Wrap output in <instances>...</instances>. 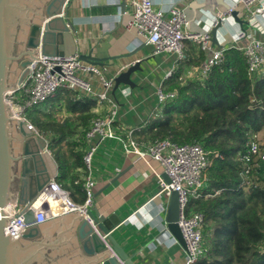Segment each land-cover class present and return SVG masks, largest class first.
I'll return each instance as SVG.
<instances>
[{"label":"crops","instance_id":"1","mask_svg":"<svg viewBox=\"0 0 264 264\" xmlns=\"http://www.w3.org/2000/svg\"><path fill=\"white\" fill-rule=\"evenodd\" d=\"M194 1L197 2L151 0L155 9L168 11L174 6L183 9L188 21V31H212L215 18L213 11L218 12L221 8L195 10L192 8ZM224 1L233 5L237 0ZM69 5L68 18L76 30V40L82 53L91 52L93 57L99 58H115L107 63V67H98L106 79L115 78L124 69L140 61L142 71L132 75L136 88L121 86L114 91L112 87L108 94L117 104V133L127 136L133 130L136 141L142 145L150 144L151 142L144 143L149 140L143 132L148 131L159 117L158 113L161 111L157 92L166 82V75L179 71L181 79L186 83L191 78L190 74L195 73L205 61L208 53L200 50L197 43L187 40L184 46L185 58L182 60L174 53L154 54L152 45L137 37L134 29H127L132 19L129 0H71ZM240 16L246 20L244 13L241 12ZM250 35L264 40V13L251 20L245 30L232 17H227L223 27L217 32L219 46H214L230 48L236 43L246 44ZM187 75L190 78L187 79ZM82 77L90 82L93 92L104 90L99 76L82 74ZM47 107L46 111L51 109L53 117L61 123L66 120L72 122L73 128H76L75 140H79V135L89 126L92 118L108 113L106 105L100 104L95 96L82 90L61 89ZM73 108L75 113L71 111ZM83 111L91 116L87 125L78 119ZM44 138L49 142L48 138ZM90 143L85 141L76 151L83 152L84 155ZM52 156L56 161L53 153ZM68 163L66 170L59 168L58 177L53 181L67 190L73 201L82 204L85 194L78 193L77 183H83L86 176L83 158V167L74 158H69ZM150 165L163 177L164 170L160 163L151 160ZM91 175L96 183L93 209L104 217L115 214L120 219V225L112 234L133 258L134 264H186V249L168 231L165 221L170 195H157L159 182L150 167L136 155L125 154L120 142L106 140L100 143L93 158Z\"/></svg>","mask_w":264,"mask_h":264},{"label":"built area","instance_id":"2","mask_svg":"<svg viewBox=\"0 0 264 264\" xmlns=\"http://www.w3.org/2000/svg\"><path fill=\"white\" fill-rule=\"evenodd\" d=\"M132 6V19L127 25L128 30H135L137 37L145 39L152 45L154 54L174 53L179 60L185 58L184 46L187 40L197 43L200 50L208 53L201 66L190 74L193 81L204 82L212 69L224 62L227 48H215L212 44L211 31L206 33L190 32L186 29L188 21L183 9L174 6L170 10L155 9L151 0H129ZM244 13L247 21L255 20V17L264 13V0H237L229 10H219L213 20V27L218 19L224 21L234 11ZM251 19V20H250ZM239 50L246 62L248 75L253 78L264 74V40L254 36L249 37L246 44L236 43L232 46ZM96 75L101 79L104 90L93 92L91 84L82 77ZM173 73L166 75L169 79ZM114 85L113 79H106L98 67L82 62L78 54L70 57L42 56L32 61L28 66V74L21 84L7 91V101L18 121H24L32 129L29 115L38 106L44 105L54 99L61 89L82 90L92 94L100 104L108 107L107 114L97 115L84 129L78 139L84 143L91 142L83 155V164L86 171L82 189L85 200L82 204L73 201L70 193L59 183L53 181L46 192L40 195L37 202L31 206L10 204L3 211L11 219L10 224L4 227V234L9 233L14 237H21L27 228L24 213L32 209L35 213V224L47 221L59 215L75 210L89 219L88 211L94 206L95 180L92 178V161L98 151L100 143L106 140H116L123 146L125 154L136 155L147 167H150L159 182L157 195H171L173 191L179 193L180 218L179 228L186 241V264H196L206 254L204 240V220L202 213L189 208L190 198L198 199L208 185V168L212 164V156L198 143L176 144L169 139H163L155 143L142 145L134 138V131L130 130L127 136H122L116 131L117 104L109 96L108 92ZM160 111L169 102L178 97V91L165 92L163 86L157 92ZM39 134V133H38ZM248 142L246 152L238 155L237 160L244 168L242 178L249 187L253 184L251 176L253 169L264 162V150L262 148V133H247ZM151 160L160 163L170 183H166L161 174L157 173L150 165ZM156 195V196H157Z\"/></svg>","mask_w":264,"mask_h":264},{"label":"water","instance_id":"3","mask_svg":"<svg viewBox=\"0 0 264 264\" xmlns=\"http://www.w3.org/2000/svg\"><path fill=\"white\" fill-rule=\"evenodd\" d=\"M70 1L0 0V264H134L112 234L120 219L115 214L104 217L93 208L88 217L94 225L79 210L35 224V213L29 209L24 213L29 226L25 233L18 238L4 234L11 219L3 209L10 204H35L58 177L60 168L47 139L13 115L5 101L7 91L22 83L28 66L39 54L59 57L78 54L82 62L102 69L115 60L82 53L76 30L68 18ZM194 3L195 10L218 7L226 11L231 6L224 0ZM213 13L216 17L217 12ZM230 17L242 30L249 25L238 10ZM223 23L218 19L211 31L213 45L219 46L217 32ZM140 64L138 61L130 65L113 78L114 91L121 86L136 88L132 75L142 71ZM163 178L170 183L166 174ZM179 218V193L173 191L165 221L168 231L187 250Z\"/></svg>","mask_w":264,"mask_h":264},{"label":"trees","instance_id":"4","mask_svg":"<svg viewBox=\"0 0 264 264\" xmlns=\"http://www.w3.org/2000/svg\"><path fill=\"white\" fill-rule=\"evenodd\" d=\"M181 75L176 71L163 84L166 92L177 90L178 97L165 105L143 134L149 140L144 143L163 139L180 145L198 142L213 158L207 188L188 203L205 217L206 254L196 264H264V162L253 169L249 187L237 160L246 152L247 133H262L264 141V74L251 78L242 53L230 47L224 62L204 82L184 83ZM71 111L75 113L74 108ZM84 112L78 119L87 125L91 116ZM29 118L48 138L61 170L68 168L69 158L83 167V152L76 151L83 143L74 139L76 128L71 121L61 123L52 111L42 109L32 111ZM77 184L78 193L84 195L82 183Z\"/></svg>","mask_w":264,"mask_h":264},{"label":"rangeland","instance_id":"5","mask_svg":"<svg viewBox=\"0 0 264 264\" xmlns=\"http://www.w3.org/2000/svg\"><path fill=\"white\" fill-rule=\"evenodd\" d=\"M187 77V79L188 78H190V76L189 75H187L186 76ZM194 80V78L193 77H191L190 79H188V81H193ZM49 105V103H47V104H44V105H40V106H38L37 107V109H43L44 108V110H42L44 113L46 112V113H48L49 111H52L51 109L50 110H48V111H46L49 107H47ZM54 111V110H53ZM161 114H162V112H159L158 113V116H161ZM54 119V118H53ZM57 120V119H56ZM260 125H261V123H260ZM37 130V129H36ZM38 131V130H37ZM38 133H39V131H38ZM39 135L40 136H43V135H41L40 133H39ZM262 145H264V141H263V138H262ZM262 147H264V146H262Z\"/></svg>","mask_w":264,"mask_h":264}]
</instances>
